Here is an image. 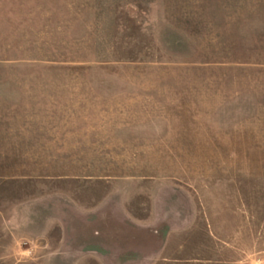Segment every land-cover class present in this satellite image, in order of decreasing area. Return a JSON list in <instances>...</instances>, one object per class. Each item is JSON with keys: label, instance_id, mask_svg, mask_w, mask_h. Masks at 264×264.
I'll use <instances>...</instances> for the list:
<instances>
[{"label": "rangeland", "instance_id": "rangeland-1", "mask_svg": "<svg viewBox=\"0 0 264 264\" xmlns=\"http://www.w3.org/2000/svg\"><path fill=\"white\" fill-rule=\"evenodd\" d=\"M0 264H264V0H0Z\"/></svg>", "mask_w": 264, "mask_h": 264}, {"label": "crops", "instance_id": "crops-1", "mask_svg": "<svg viewBox=\"0 0 264 264\" xmlns=\"http://www.w3.org/2000/svg\"><path fill=\"white\" fill-rule=\"evenodd\" d=\"M9 33H10V34H9L10 36H14V37H18V38L21 37V39H22V31H21V30L19 31V35H17V36L11 34V32H9Z\"/></svg>", "mask_w": 264, "mask_h": 264}]
</instances>
